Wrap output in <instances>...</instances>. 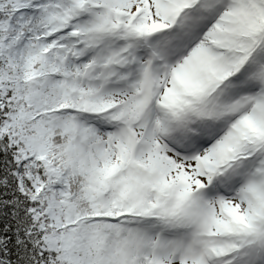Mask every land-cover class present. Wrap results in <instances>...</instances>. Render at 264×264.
Returning a JSON list of instances; mask_svg holds the SVG:
<instances>
[{
	"label": "snow or ice",
	"instance_id": "6c2138e0",
	"mask_svg": "<svg viewBox=\"0 0 264 264\" xmlns=\"http://www.w3.org/2000/svg\"><path fill=\"white\" fill-rule=\"evenodd\" d=\"M0 264H264V0H0Z\"/></svg>",
	"mask_w": 264,
	"mask_h": 264
}]
</instances>
